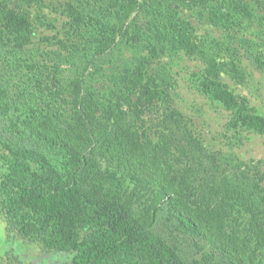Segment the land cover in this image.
Returning <instances> with one entry per match:
<instances>
[{
    "label": "trees",
    "instance_id": "16d2710c",
    "mask_svg": "<svg viewBox=\"0 0 264 264\" xmlns=\"http://www.w3.org/2000/svg\"><path fill=\"white\" fill-rule=\"evenodd\" d=\"M208 1L65 4L79 35L90 31V51L65 60L76 68L65 78L63 57L56 63L50 95L59 109L40 104L34 131L42 146L6 147L0 156L7 167L0 212L11 233L44 251L74 253L71 264H264V160H217L206 136L175 107L172 82L153 69L152 58L170 46L201 59L200 91L229 113L227 127L264 134V115L224 82L231 70L179 11ZM137 10L159 16L149 28L148 53L132 31ZM32 31L26 12L0 10V47L23 50ZM125 48L128 58L121 57ZM261 56L250 58L258 70L264 69ZM163 213L191 238L200 261L191 263L188 252L183 257L152 231Z\"/></svg>",
    "mask_w": 264,
    "mask_h": 264
},
{
    "label": "rangeland",
    "instance_id": "374dc122",
    "mask_svg": "<svg viewBox=\"0 0 264 264\" xmlns=\"http://www.w3.org/2000/svg\"><path fill=\"white\" fill-rule=\"evenodd\" d=\"M68 2L77 0H0V10L10 7L26 12L33 30L31 43L23 50L13 49L11 43L0 47V156L8 154L6 147L42 146L34 131L41 122L40 104L47 101L51 109H59L56 98L50 95V90H54L51 80L56 73V63L63 57L61 70L65 78L66 74L71 75L76 70L65 60L69 57L74 60L90 51L87 44L90 31L84 29L80 36L66 18L64 7ZM238 4L245 10L242 11ZM165 6L169 9V1L164 2ZM179 11L196 27L207 47L218 52L221 61L231 70L230 76H223L224 82L236 94L247 97L264 115V69L258 70L250 59L257 53L264 61V0H210L203 5L180 6ZM156 18L159 16L154 10H137L131 18L132 31L138 30L135 34L143 38V49L147 53L149 44L145 43L153 35L149 28ZM238 18H243L240 24L235 23ZM152 43L156 44V41ZM130 52L125 48L121 57H130ZM152 62L153 69L172 82L170 92L175 107L191 118L206 136V148L217 154V160H238L241 164L264 160V134L245 128H228L229 113L200 91L199 78L204 68L201 59L188 58L170 46L165 53L153 57ZM110 64L103 65V69L109 70ZM101 86L102 79L99 78L96 87ZM6 170L0 157V182ZM152 231L183 257L186 255L182 252H188L191 263L194 259L201 260L191 238L179 232L177 223L166 214L159 217ZM12 234L14 246L18 247L25 264L72 263L75 255L72 252L44 251L38 242L21 238L14 231Z\"/></svg>",
    "mask_w": 264,
    "mask_h": 264
},
{
    "label": "flooded vegetation",
    "instance_id": "af4514ba",
    "mask_svg": "<svg viewBox=\"0 0 264 264\" xmlns=\"http://www.w3.org/2000/svg\"><path fill=\"white\" fill-rule=\"evenodd\" d=\"M13 234L9 229L7 220L0 212V264H16L13 260L18 259L25 264L19 255V249L14 246Z\"/></svg>",
    "mask_w": 264,
    "mask_h": 264
}]
</instances>
